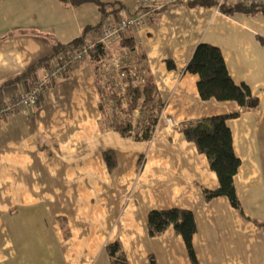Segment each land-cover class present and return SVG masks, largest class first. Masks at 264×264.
<instances>
[{
  "label": "crops",
  "instance_id": "crops-1",
  "mask_svg": "<svg viewBox=\"0 0 264 264\" xmlns=\"http://www.w3.org/2000/svg\"><path fill=\"white\" fill-rule=\"evenodd\" d=\"M125 15L136 0H122ZM102 17L93 3L0 0V86L68 43ZM164 103L150 140L100 127V92L91 62L56 76L36 106L0 118V264H110L105 245L119 240L129 264H192L172 227L151 237L147 214L192 211L198 264H264V12L224 13L174 2L130 29ZM217 46L236 84L257 107L227 119L240 165L233 177L241 211L216 189L204 153L178 130L186 118L235 112V101L201 99L197 74L185 71L195 46ZM174 67H168L167 61ZM41 69L0 97L24 91ZM137 112L135 113V115ZM115 165L108 169L104 153Z\"/></svg>",
  "mask_w": 264,
  "mask_h": 264
},
{
  "label": "trees",
  "instance_id": "trees-1",
  "mask_svg": "<svg viewBox=\"0 0 264 264\" xmlns=\"http://www.w3.org/2000/svg\"><path fill=\"white\" fill-rule=\"evenodd\" d=\"M65 5L78 6L83 3H93L102 19L114 15L125 8L122 0H60ZM188 6H215L224 13L241 11L244 13L264 12V2L243 3L228 0L217 5L215 0H190ZM98 25V24H97ZM96 25V26H97ZM96 26H86L82 29L81 36L68 43H54L51 52L30 65L25 71L6 80L0 86L15 84L36 73L52 58L58 57L66 47H79L83 37ZM116 51H135L133 38L126 37L115 44ZM108 49L101 44L94 45L89 50V61L92 64L97 86L100 92L99 109L101 112L100 127L109 128L118 132L123 137H132L134 140H150L155 133L164 103L161 101L156 85L148 74L141 82L127 87L128 98L123 105L120 98L108 86L100 82V61L109 56ZM138 60L143 62L144 56L136 53ZM168 67H174L172 61H167ZM185 71L197 74V89L201 99L214 98L218 101L232 100L239 109L225 114H214L198 118H186L177 124L178 130L188 141H192L197 150L204 153L208 159L209 167L216 173L218 187L216 189L203 188L206 200L215 196H226L231 205L241 211V206L236 195L233 177L240 165V159L235 155L232 146V135L226 121L238 116L242 111L252 110L257 107V98L251 93L250 88L244 84H236L230 76L220 49L212 44L198 43L186 64ZM66 73V72H64ZM63 73V74H64ZM128 79V78H127ZM135 111L137 114L135 115ZM108 169L116 163L111 151L104 153ZM258 227H264L263 222L256 221ZM172 227L176 234L184 241L188 256L192 264H198L192 237L196 231V224L192 211L177 207L165 209H152L147 214V230L151 237L162 234L167 228ZM110 264H129L122 243L119 240L105 245ZM150 264H156L150 256Z\"/></svg>",
  "mask_w": 264,
  "mask_h": 264
},
{
  "label": "built area",
  "instance_id": "built-area-1",
  "mask_svg": "<svg viewBox=\"0 0 264 264\" xmlns=\"http://www.w3.org/2000/svg\"><path fill=\"white\" fill-rule=\"evenodd\" d=\"M187 1L190 0H136L132 12L125 15L115 13L102 19L83 37L79 47H66L58 57L52 58L26 90L17 91L10 96L1 95L0 118L13 115L15 111L23 107L36 106L40 98L48 92L52 80L74 69L79 62L88 60L89 50L96 44H101L110 52L109 56L100 61V82L111 88L124 105L128 98L127 87L143 81L147 75V69L144 62L138 60L137 54L133 51H116L115 44L126 38L130 29H139L146 23L152 22L157 12L166 5ZM215 1L217 5H220L225 0ZM228 1H237L245 5L264 2V0Z\"/></svg>",
  "mask_w": 264,
  "mask_h": 264
}]
</instances>
